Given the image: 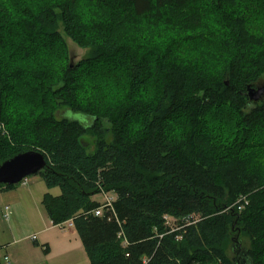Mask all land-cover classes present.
<instances>
[{
  "label": "trees",
  "instance_id": "1",
  "mask_svg": "<svg viewBox=\"0 0 264 264\" xmlns=\"http://www.w3.org/2000/svg\"><path fill=\"white\" fill-rule=\"evenodd\" d=\"M236 3L0 0V163L44 156L41 204L90 264H264V36Z\"/></svg>",
  "mask_w": 264,
  "mask_h": 264
},
{
  "label": "rangeland",
  "instance_id": "2",
  "mask_svg": "<svg viewBox=\"0 0 264 264\" xmlns=\"http://www.w3.org/2000/svg\"><path fill=\"white\" fill-rule=\"evenodd\" d=\"M236 4L240 5V8H242L244 10L243 12H244V16L246 18H244L243 21H244L245 26L247 27V28L245 27L247 32H249L251 34L253 32L254 33L257 32L256 30H258V31L261 30L262 35L264 36V0H237ZM205 10L206 11L208 10L207 12H209V10H212V9H209L206 6ZM203 20L205 23L203 25L209 28L210 22L208 19V15H205ZM143 21L144 20L139 19L138 22L135 25H133V30L134 29H141V30H146L148 32L158 30L157 27L159 26V22L158 23L154 22L156 24H153V23H146ZM59 26H60L59 29L62 30V26L61 25H59ZM216 29H218V28L213 26V30L217 31ZM66 42H67V47H68L67 52H69V58H70V62L72 64L77 63L79 60H81L86 55H88L89 49H84V48L78 47L75 43H73L67 37H66ZM50 49L51 48H49L48 52L51 51ZM202 49H208V48L203 47ZM53 51H55V48L52 46V52ZM257 87H259V88L264 87V78H261L258 81ZM260 100H264V93L260 96L259 101ZM253 102H255V101H253ZM55 116L57 118L65 117L68 119L79 120L83 124L86 123V119H83V117H81V115L74 114L72 111L66 109L65 107H60L59 109H57L55 111ZM102 127L108 128V125L106 123H102ZM104 136H105L106 141H110L111 137H110L109 132H106ZM93 138H94L93 135H87L85 137V140H86L88 146L92 144ZM89 148H90V146H89ZM32 176L33 175L28 176V182L32 180L31 179ZM23 186H25V185H21L20 183L15 185L16 188H19L18 192H21L23 194V196H25L28 188L27 187L25 188ZM34 187H35V185H34ZM34 192H35V194H34L35 196L36 195L40 196L39 192H36L35 190H34ZM51 192L53 193V195H57V196H58V194H60V190L58 187H55ZM105 198L106 197L98 196V199L100 201H102V200L105 201L106 200ZM30 201H34V200H32L30 198ZM39 206H40V210H42L41 201L39 203H37L36 205L34 202H30V206L28 205L25 207L24 205H20L18 208L10 209L11 213L10 212L8 213V216H10V221H8L7 223L11 224L14 228V239H18V240L21 239L19 242H16V243H14L8 247L7 252L9 254H11V257L13 255V257L16 258L14 260L15 261L14 263L15 264H80V262H77L78 253L76 250H74L75 247H73V249H71L69 252H66L64 254L61 251H59L58 247L53 246L54 250L52 251V254H50V257L48 258L47 263H45L46 261L44 259L42 251L34 249V247H32L33 244L31 245V243H32L31 239L34 240L35 236L32 235L30 237V235L33 234L37 228L36 227L37 224L34 221L38 220V224L40 223L39 217H38L39 216L38 215L39 214L38 213L39 212L38 211ZM2 211H3V207H2V205H0V245L5 244V246H6V243L12 241V239H11L12 237H10L11 235L9 236V234L7 232L3 233L4 230H6V226H7V223L5 221L7 214L2 216V214H1ZM175 224L176 223L174 222L173 219L169 220V225L171 227H175ZM67 225L70 226L69 224H67ZM65 231L66 230L62 231V233H61L60 231L53 230L49 234L52 233V237L50 236L51 239L53 240V238H54L55 243L57 245H59L60 240L67 238L66 234H64ZM235 233H237V232H233V234H235ZM39 237L41 238L42 234H40ZM238 237L236 236L235 239H232L230 241L228 254L231 257L238 255L239 252L241 251L239 248V247H241L240 246L241 244L237 240ZM52 240H50V241L54 245V242H52ZM76 240H77V242H79L78 237H76ZM243 242L245 244H247L246 240ZM79 245H80V243H79ZM1 248L2 247H0V249ZM3 253H6V251L2 248L1 254L4 255ZM4 258H5V260L7 259V257L5 255H4L3 259ZM0 259H1V257H0ZM42 260H44L45 262H43Z\"/></svg>",
  "mask_w": 264,
  "mask_h": 264
},
{
  "label": "crops",
  "instance_id": "3",
  "mask_svg": "<svg viewBox=\"0 0 264 264\" xmlns=\"http://www.w3.org/2000/svg\"><path fill=\"white\" fill-rule=\"evenodd\" d=\"M32 180L28 182L27 185L23 186V187H27L28 190L26 191V194L25 196H23V194L21 192H18L19 191V188H16L15 186L13 188H11L10 190H0V205H2L3 207V211L1 212L2 216H4L5 214L6 215V223L8 221H10V216H8V213L10 212L11 213V210L12 208H18L20 205H24L25 207L26 206H30V202H34L35 205L37 203H39L41 200H42V197L45 193H49L51 195H53V193L51 192L54 188H51V189H47L45 187V184H43V181L41 180V178L38 176V175H33ZM35 185V187H34ZM39 192L40 196L38 195H34L35 192ZM59 195V194H58ZM30 196V197H29ZM98 196L100 197H109L110 199H113L114 198V195L109 193V194H98V195H95L92 197V199L96 200V201H99L100 203H103L104 201H100L98 199ZM107 197V198H108ZM30 198L34 201H30ZM27 199V200H26ZM103 199V198H102ZM42 205V204H41ZM39 221L40 223L38 224V220L37 221H34L36 224H37V228H36V231H34L33 234L30 235V237L32 235L35 236L34 240H32L31 238V245L33 244L34 245V242H36L38 245H32V247H34V249H37V250H40L42 251L43 253V256H44V260H42L43 262L47 263L48 261V258L50 257V254H52V251L54 250L53 246H56L58 247L59 251H61L62 253H66V252H69L71 249H73V247H75L74 250L77 251L78 253V257H77V262H80V264H90L85 252H84V249L81 245V242L80 240H78L79 242H77L76 240V237L77 234L74 230V228L72 227V225L68 226L67 224H69L68 222H65L61 225H53L51 223V221L49 220V218L47 217V214L46 212L44 211V208L42 206V210H40V206H39ZM37 219V218H36ZM53 230H56V231H60L62 233V231L66 230L64 232V234H66V237L65 239H62L60 240V244L57 245L54 241V238L53 240L51 239L52 237V233L49 234L51 231ZM7 232L9 234L10 237H12V241L11 242H8L6 243V246L5 244L3 245H0V247H2L6 253H3L7 259H3L4 255L1 254L2 252V248L0 249V257L1 259H3L5 261V263L7 264H15L14 260L16 258L11 257V254H9L7 251H8V247L16 242H19L21 239H14V228L11 224H8L7 223V226H6V230H4L3 233ZM47 233V234H46ZM42 234V237L40 238L39 235ZM51 236V237H50ZM71 237V238H70ZM79 239V237H78ZM54 242V245L51 243V241ZM73 242V243H72ZM80 243V245H79ZM44 247L47 248V253L44 252ZM14 254V253H13ZM13 262V263H12Z\"/></svg>",
  "mask_w": 264,
  "mask_h": 264
},
{
  "label": "water",
  "instance_id": "4",
  "mask_svg": "<svg viewBox=\"0 0 264 264\" xmlns=\"http://www.w3.org/2000/svg\"><path fill=\"white\" fill-rule=\"evenodd\" d=\"M264 93V87L248 88V97L258 101ZM46 165L44 156L38 151L29 150L18 153L0 163V185H17L24 177L36 175ZM239 264H245L240 261Z\"/></svg>",
  "mask_w": 264,
  "mask_h": 264
},
{
  "label": "built area",
  "instance_id": "5",
  "mask_svg": "<svg viewBox=\"0 0 264 264\" xmlns=\"http://www.w3.org/2000/svg\"><path fill=\"white\" fill-rule=\"evenodd\" d=\"M18 183H20L21 185H27V184H28V176L22 178ZM105 199H106V200L104 201V203H105L106 205H109L111 199H110V198H107V197H106ZM94 214H95V215H99V214H101V208H97V209L94 211ZM68 223H69V225H71V222H68ZM4 259H5V258H4Z\"/></svg>",
  "mask_w": 264,
  "mask_h": 264
},
{
  "label": "bare ground",
  "instance_id": "6",
  "mask_svg": "<svg viewBox=\"0 0 264 264\" xmlns=\"http://www.w3.org/2000/svg\"><path fill=\"white\" fill-rule=\"evenodd\" d=\"M71 225H72V223H71Z\"/></svg>",
  "mask_w": 264,
  "mask_h": 264
}]
</instances>
